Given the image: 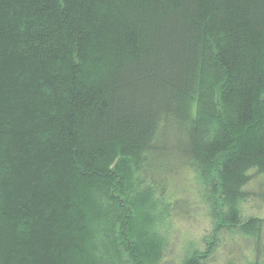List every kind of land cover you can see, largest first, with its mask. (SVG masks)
Returning a JSON list of instances; mask_svg holds the SVG:
<instances>
[{"label":"trees","instance_id":"1","mask_svg":"<svg viewBox=\"0 0 264 264\" xmlns=\"http://www.w3.org/2000/svg\"><path fill=\"white\" fill-rule=\"evenodd\" d=\"M179 176L259 235L264 0H0V264H159Z\"/></svg>","mask_w":264,"mask_h":264},{"label":"rangeland","instance_id":"2","mask_svg":"<svg viewBox=\"0 0 264 264\" xmlns=\"http://www.w3.org/2000/svg\"><path fill=\"white\" fill-rule=\"evenodd\" d=\"M194 178L189 176L188 180H183L179 176L174 179L179 185L189 186L187 190L182 189L178 193L180 198L187 200L190 211L188 216H171L167 222H158L160 234L169 241L159 264H184L186 258L192 257L194 252L200 256V264H250L255 255L258 258L262 256L264 223L258 236L245 234L241 225L215 230L217 222L210 213L211 205L203 200ZM246 189L250 198L241 205V221L245 222L254 216L264 218V177H254ZM213 239L214 244L208 247L207 244Z\"/></svg>","mask_w":264,"mask_h":264}]
</instances>
